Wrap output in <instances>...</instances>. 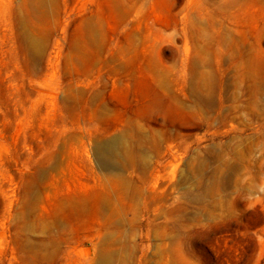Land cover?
Returning a JSON list of instances; mask_svg holds the SVG:
<instances>
[{"label": "rangeland", "instance_id": "374dc122", "mask_svg": "<svg viewBox=\"0 0 264 264\" xmlns=\"http://www.w3.org/2000/svg\"><path fill=\"white\" fill-rule=\"evenodd\" d=\"M0 264H264V0H0Z\"/></svg>", "mask_w": 264, "mask_h": 264}, {"label": "bare ground", "instance_id": "6f19581e", "mask_svg": "<svg viewBox=\"0 0 264 264\" xmlns=\"http://www.w3.org/2000/svg\"><path fill=\"white\" fill-rule=\"evenodd\" d=\"M113 151H114V144L112 142L102 143L97 145V153L103 158H108L110 155L113 154Z\"/></svg>", "mask_w": 264, "mask_h": 264}]
</instances>
